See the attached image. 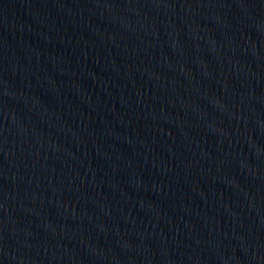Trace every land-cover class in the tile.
Segmentation results:
<instances>
[{
    "label": "water",
    "instance_id": "95a60500",
    "mask_svg": "<svg viewBox=\"0 0 264 264\" xmlns=\"http://www.w3.org/2000/svg\"><path fill=\"white\" fill-rule=\"evenodd\" d=\"M0 264H264V0H0Z\"/></svg>",
    "mask_w": 264,
    "mask_h": 264
}]
</instances>
